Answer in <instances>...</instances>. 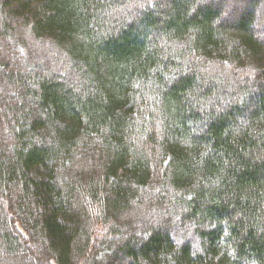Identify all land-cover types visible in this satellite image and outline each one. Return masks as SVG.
<instances>
[{"label":"trees","instance_id":"1","mask_svg":"<svg viewBox=\"0 0 264 264\" xmlns=\"http://www.w3.org/2000/svg\"><path fill=\"white\" fill-rule=\"evenodd\" d=\"M0 264H264V0H0Z\"/></svg>","mask_w":264,"mask_h":264}]
</instances>
